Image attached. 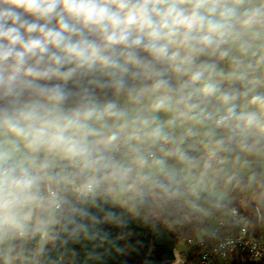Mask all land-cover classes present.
Masks as SVG:
<instances>
[{"label":"clouds","instance_id":"9594fccd","mask_svg":"<svg viewBox=\"0 0 264 264\" xmlns=\"http://www.w3.org/2000/svg\"><path fill=\"white\" fill-rule=\"evenodd\" d=\"M239 197L264 221V0H0V264H107L130 218Z\"/></svg>","mask_w":264,"mask_h":264},{"label":"trees","instance_id":"16d2710c","mask_svg":"<svg viewBox=\"0 0 264 264\" xmlns=\"http://www.w3.org/2000/svg\"><path fill=\"white\" fill-rule=\"evenodd\" d=\"M200 227L201 225L173 218L152 221L130 218L128 231L132 248L127 255L109 259L107 264H170L174 259L177 243L182 240L186 242V239L193 237ZM233 231L232 227L224 228L222 233L229 234ZM201 250L200 248L189 250L185 264H193ZM237 255V261L233 264H264L248 257L241 262V253Z\"/></svg>","mask_w":264,"mask_h":264},{"label":"built area","instance_id":"2783aa9c","mask_svg":"<svg viewBox=\"0 0 264 264\" xmlns=\"http://www.w3.org/2000/svg\"><path fill=\"white\" fill-rule=\"evenodd\" d=\"M234 215L219 218L216 225L205 236L186 239L188 250L175 254L177 264H185L191 249H202L193 264H209L216 259L225 258L229 253H241L240 261L246 257L256 262H264V241L253 236L249 231V220L238 208ZM234 231L222 233L224 228Z\"/></svg>","mask_w":264,"mask_h":264},{"label":"crops","instance_id":"0c3cea01","mask_svg":"<svg viewBox=\"0 0 264 264\" xmlns=\"http://www.w3.org/2000/svg\"><path fill=\"white\" fill-rule=\"evenodd\" d=\"M236 208L240 209L247 216L249 220L250 233L259 240L264 241V221H260L256 219V217L251 213L249 209V205L243 197H239L237 199ZM219 218L222 217H218L213 222H205V224L201 225V227L195 233L194 237L205 236L208 233V231H210L211 228H213L216 225L217 220ZM188 248L189 247L185 242V240L178 242L174 250V256L177 253L187 251ZM237 257H238L237 253L232 252L229 253L225 258L216 259L213 262H210L209 264H233L235 261H237ZM170 264H177L175 258Z\"/></svg>","mask_w":264,"mask_h":264}]
</instances>
